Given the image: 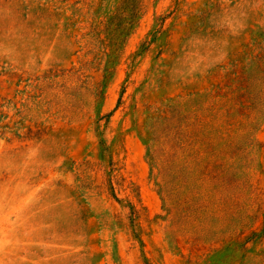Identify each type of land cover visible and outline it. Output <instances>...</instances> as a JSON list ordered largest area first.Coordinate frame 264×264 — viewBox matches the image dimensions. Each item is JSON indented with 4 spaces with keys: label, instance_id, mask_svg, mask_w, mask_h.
<instances>
[{
    "label": "rangeland",
    "instance_id": "obj_1",
    "mask_svg": "<svg viewBox=\"0 0 264 264\" xmlns=\"http://www.w3.org/2000/svg\"><path fill=\"white\" fill-rule=\"evenodd\" d=\"M0 264H264V0H0Z\"/></svg>",
    "mask_w": 264,
    "mask_h": 264
}]
</instances>
